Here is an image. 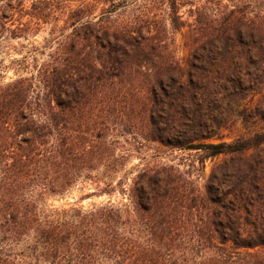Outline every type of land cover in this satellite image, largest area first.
<instances>
[{"label": "trees", "instance_id": "obj_1", "mask_svg": "<svg viewBox=\"0 0 264 264\" xmlns=\"http://www.w3.org/2000/svg\"><path fill=\"white\" fill-rule=\"evenodd\" d=\"M206 1L0 0V38L54 28L36 73L0 85V264H264V129L225 139L264 124V0ZM113 134L223 161L202 185L144 168L132 210L47 209L112 194L94 174Z\"/></svg>", "mask_w": 264, "mask_h": 264}, {"label": "rangeland", "instance_id": "obj_2", "mask_svg": "<svg viewBox=\"0 0 264 264\" xmlns=\"http://www.w3.org/2000/svg\"><path fill=\"white\" fill-rule=\"evenodd\" d=\"M136 1L133 7L136 8V13L138 14L140 11L143 12L145 10L149 0ZM218 1L207 0L206 3L213 9H216ZM246 1H251L252 9L257 11L256 7L260 5L257 6V0ZM188 9V7H185L181 10V14H185L184 18H187L186 12ZM52 30L54 28L51 25H46L36 34H27L24 37L14 38L7 32L0 38V85L18 78L31 77V75L36 73L38 66L47 59L48 54L51 52L49 42L51 41L52 43V39L50 38ZM183 33L184 31L174 34L179 57L185 55L182 45ZM256 129H264V124L262 123L255 127L252 123L244 126L240 122V124L233 128L225 130V139L230 141L240 134H245ZM116 135L113 134L111 136L115 147L116 159L94 174L96 181L101 183V185H104L106 182L113 184L114 191L112 194L109 196L93 197L80 202L79 198L88 193V189H92L94 186H85V188L79 186L62 195L47 197L43 202L47 209L69 207L76 203H79L84 208L110 203L118 207L127 206L132 210V205L123 189L144 168L158 164L174 165L186 172L198 185H202L207 180L212 167L223 161V158L207 159L204 165H201V152L173 151L157 142L135 139L130 135ZM19 250L17 249V251Z\"/></svg>", "mask_w": 264, "mask_h": 264}]
</instances>
